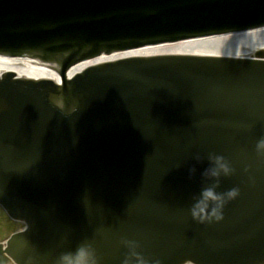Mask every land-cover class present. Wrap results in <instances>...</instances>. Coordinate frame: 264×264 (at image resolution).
I'll return each mask as SVG.
<instances>
[{
  "label": "water",
  "instance_id": "obj_1",
  "mask_svg": "<svg viewBox=\"0 0 264 264\" xmlns=\"http://www.w3.org/2000/svg\"><path fill=\"white\" fill-rule=\"evenodd\" d=\"M260 25L264 0H0V52L62 77L0 76V203L27 224L0 243V264H55L85 243L122 264V238L163 264H264V50L131 57L66 78L99 54ZM209 153L235 170L218 191L240 195L201 224L189 208Z\"/></svg>",
  "mask_w": 264,
  "mask_h": 264
},
{
  "label": "clouds",
  "instance_id": "obj_2",
  "mask_svg": "<svg viewBox=\"0 0 264 264\" xmlns=\"http://www.w3.org/2000/svg\"><path fill=\"white\" fill-rule=\"evenodd\" d=\"M255 150L258 154L264 155V138L256 142ZM195 159L201 161L203 157L197 154ZM207 159L209 166L203 173L204 186L198 194L193 195L189 208L192 219L201 224L223 220L224 208L227 203L240 195L238 187L218 191L221 178L230 177L235 171L231 162L225 156L217 153H209ZM190 171L194 175L196 168L193 167ZM121 244L128 250L122 264H163L161 260L146 257L140 252V244L136 240L122 238ZM28 264H39V261L33 256L29 258ZM55 264H101V261L93 246L85 243L74 252L61 254Z\"/></svg>",
  "mask_w": 264,
  "mask_h": 264
},
{
  "label": "bare ground",
  "instance_id": "obj_3",
  "mask_svg": "<svg viewBox=\"0 0 264 264\" xmlns=\"http://www.w3.org/2000/svg\"><path fill=\"white\" fill-rule=\"evenodd\" d=\"M264 48V28L252 30L249 32L233 34L222 37H211L186 41L175 44H167L155 46L152 48L142 49L138 51H130L124 54L99 57L88 60L73 67L69 74L81 70L87 65L97 61H103L120 56H128L134 54H154V53H192V54H224L235 56H252L254 50ZM0 71H15L19 76L27 77H50L59 80L58 74L41 64H29L16 62L6 57L0 56Z\"/></svg>",
  "mask_w": 264,
  "mask_h": 264
},
{
  "label": "rangeland",
  "instance_id": "obj_4",
  "mask_svg": "<svg viewBox=\"0 0 264 264\" xmlns=\"http://www.w3.org/2000/svg\"><path fill=\"white\" fill-rule=\"evenodd\" d=\"M21 227L20 224L12 223L0 211V239L5 238L12 230Z\"/></svg>",
  "mask_w": 264,
  "mask_h": 264
}]
</instances>
